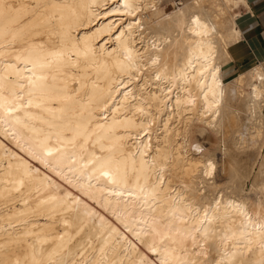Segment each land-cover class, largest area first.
Listing matches in <instances>:
<instances>
[{"label": "bare ground", "instance_id": "1", "mask_svg": "<svg viewBox=\"0 0 264 264\" xmlns=\"http://www.w3.org/2000/svg\"><path fill=\"white\" fill-rule=\"evenodd\" d=\"M241 1L0 0V264H264Z\"/></svg>", "mask_w": 264, "mask_h": 264}, {"label": "crops", "instance_id": "2", "mask_svg": "<svg viewBox=\"0 0 264 264\" xmlns=\"http://www.w3.org/2000/svg\"><path fill=\"white\" fill-rule=\"evenodd\" d=\"M235 13L240 39L228 46L232 60L227 75L240 68L264 67V0H242Z\"/></svg>", "mask_w": 264, "mask_h": 264}, {"label": "rangeland", "instance_id": "3", "mask_svg": "<svg viewBox=\"0 0 264 264\" xmlns=\"http://www.w3.org/2000/svg\"><path fill=\"white\" fill-rule=\"evenodd\" d=\"M166 7V5H164ZM247 69V68H246ZM246 69H238L234 72L233 75H224V79H231L235 76L240 75L243 71H245ZM228 72V71H227ZM190 141H191V145L193 147L195 146H199L201 147V151L203 153H213L216 151V157L218 160L224 159L223 155H221V152L218 151V139L217 136L215 135V133L211 130H202L200 128H193L191 129V133H190ZM192 147V150H193ZM262 152H264V146L262 147ZM260 164V163H259ZM251 186V182L249 180H247L246 182V188L249 189Z\"/></svg>", "mask_w": 264, "mask_h": 264}]
</instances>
